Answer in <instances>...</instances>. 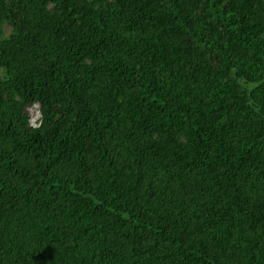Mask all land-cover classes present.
Wrapping results in <instances>:
<instances>
[{"label":"trees","instance_id":"1","mask_svg":"<svg viewBox=\"0 0 264 264\" xmlns=\"http://www.w3.org/2000/svg\"><path fill=\"white\" fill-rule=\"evenodd\" d=\"M0 264H264V0H0Z\"/></svg>","mask_w":264,"mask_h":264},{"label":"built area","instance_id":"2","mask_svg":"<svg viewBox=\"0 0 264 264\" xmlns=\"http://www.w3.org/2000/svg\"><path fill=\"white\" fill-rule=\"evenodd\" d=\"M26 112L29 114L30 122L34 125L39 124V113H38V106L36 103L31 104L30 106L26 107Z\"/></svg>","mask_w":264,"mask_h":264},{"label":"clouds","instance_id":"3","mask_svg":"<svg viewBox=\"0 0 264 264\" xmlns=\"http://www.w3.org/2000/svg\"><path fill=\"white\" fill-rule=\"evenodd\" d=\"M34 103H36L37 106H38V113H39V120H40V118L42 117V113H41V104H40V102H33V103H31V104H34ZM31 104H30V105H31ZM30 105H28V106H30Z\"/></svg>","mask_w":264,"mask_h":264}]
</instances>
